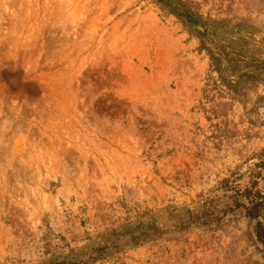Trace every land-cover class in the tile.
<instances>
[{"label":"rangeland","instance_id":"rangeland-1","mask_svg":"<svg viewBox=\"0 0 264 264\" xmlns=\"http://www.w3.org/2000/svg\"><path fill=\"white\" fill-rule=\"evenodd\" d=\"M168 3L0 0V264H264V0Z\"/></svg>","mask_w":264,"mask_h":264},{"label":"trees","instance_id":"trees-1","mask_svg":"<svg viewBox=\"0 0 264 264\" xmlns=\"http://www.w3.org/2000/svg\"><path fill=\"white\" fill-rule=\"evenodd\" d=\"M157 1H159V2H161V3H164V5H166V6L170 5V3H168L169 0H157ZM258 226H259V225H257V227H258ZM257 237L259 238V242H260L261 244H263V246H264V236L261 237L260 228H257Z\"/></svg>","mask_w":264,"mask_h":264}]
</instances>
